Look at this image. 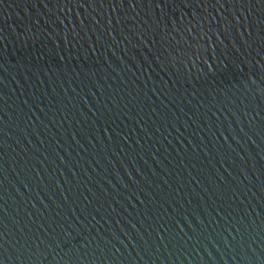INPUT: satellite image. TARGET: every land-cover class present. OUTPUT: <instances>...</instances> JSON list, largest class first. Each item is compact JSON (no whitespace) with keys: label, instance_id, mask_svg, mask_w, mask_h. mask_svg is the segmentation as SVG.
Masks as SVG:
<instances>
[{"label":"water","instance_id":"water-1","mask_svg":"<svg viewBox=\"0 0 264 264\" xmlns=\"http://www.w3.org/2000/svg\"><path fill=\"white\" fill-rule=\"evenodd\" d=\"M0 264H264V0H0Z\"/></svg>","mask_w":264,"mask_h":264}]
</instances>
